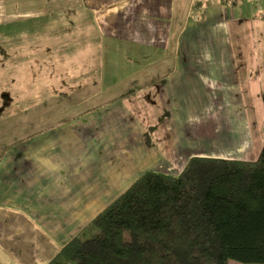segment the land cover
<instances>
[{
  "label": "crops",
  "instance_id": "crops-1",
  "mask_svg": "<svg viewBox=\"0 0 264 264\" xmlns=\"http://www.w3.org/2000/svg\"><path fill=\"white\" fill-rule=\"evenodd\" d=\"M231 6L230 0H0V82L3 97H11L4 107L32 100L42 106L46 91L86 92L78 101L46 100L67 112L51 113L45 124L36 115L34 134H26L19 116L0 148V264H47L139 176L140 164L153 169L148 162L157 160L181 170L185 144L196 140L185 129L184 107L205 104L219 108L218 116L220 107L243 105L247 86L239 87L242 95L228 93L239 84L237 69L248 73L245 61L236 63L234 43L240 38L249 52L251 42L243 12L231 18ZM162 95L167 109L156 115ZM164 115L166 144L179 154L174 163L165 160L169 151L156 152L148 133Z\"/></svg>",
  "mask_w": 264,
  "mask_h": 264
},
{
  "label": "trees",
  "instance_id": "trees-1",
  "mask_svg": "<svg viewBox=\"0 0 264 264\" xmlns=\"http://www.w3.org/2000/svg\"><path fill=\"white\" fill-rule=\"evenodd\" d=\"M242 0H230L233 6ZM264 264V142L255 159L147 169L47 264Z\"/></svg>",
  "mask_w": 264,
  "mask_h": 264
},
{
  "label": "rangeland",
  "instance_id": "rangeland-1",
  "mask_svg": "<svg viewBox=\"0 0 264 264\" xmlns=\"http://www.w3.org/2000/svg\"><path fill=\"white\" fill-rule=\"evenodd\" d=\"M240 11L244 14L243 21L246 22L249 30L251 46L250 51L248 52V50L245 49L246 43L244 41L242 43L240 38H236L237 41L234 43V51L236 54V63L238 64L245 61L248 73L244 70L245 74H242L241 70L237 69L235 75H237V78L239 79V84L235 82L236 85L233 87L234 90L229 87L228 93L234 94L235 96L242 95V92L238 90L239 87L247 86L248 90L245 92L248 96H245L243 105L235 104L233 106L220 107L223 111H220L218 116H216V113L219 111V108L207 106L205 104L201 106L184 107L185 113L183 116L186 119L185 129L189 134L188 137L193 136L196 138L195 141H188V143L185 144L186 151L181 155V159L186 157V162L191 156H193V153H195V155L213 157L255 159L264 142V0H243L236 5V7L231 6L228 9L231 18L233 16L239 18L238 14ZM245 51L248 52V55L242 54V52L246 53ZM100 63L101 61L98 62L99 67ZM95 65L96 63L94 62L93 67ZM229 68L232 73H234V67L229 66ZM250 70L251 75H248ZM226 75L231 77L230 71H228V74ZM1 87L2 84L0 82V148L7 144L9 141V135L15 132V128L19 127V116H24L28 123L29 129L26 134H34L35 130L33 121L36 115L42 119L41 123L45 124L50 120V117L56 115H50L51 113L60 112L59 115H63L65 114L63 113V110L67 112V107L60 105L62 102L67 101L62 100L73 98L74 101H78L86 95V92L79 90L72 92L60 91L57 92V94L55 91H46L44 92V96H42L44 98L42 106L36 105L34 100H32V104L28 102L27 105L18 104L4 107L3 102L8 101L11 97H3L4 93ZM31 94H33V92H27L29 99L31 98L29 97ZM56 95L63 98L61 101L59 100L61 102L59 103L60 106L51 107L49 104L47 105L46 100L49 98L56 99ZM138 97V95L134 96V98ZM28 98L27 100H29ZM167 99L168 95H165V97L162 95L159 99L157 98L155 100L156 115H159L167 109ZM150 101L152 102V100H149V103ZM8 116L9 118L6 120L3 119V117ZM164 119H166L165 115L158 117L156 121L158 125L157 131L155 132L156 128L154 127L150 129L148 133L154 140L156 152H158V150H160L159 152L161 153L169 151V154L165 156V160L170 163L173 162L179 154L172 155L166 144L167 136L165 135L167 134V127L165 124H162ZM163 133H165L164 139L161 136ZM128 159L133 160L134 153L130 154ZM127 164L128 166L133 167V161H130ZM149 166L153 167V170L171 174H177L180 171L177 169L175 170L174 165H166L164 162L159 163L157 160L151 164L149 161L147 168ZM136 169L137 175L147 170L144 169L141 164ZM123 189H126V186H124ZM228 264L242 263L230 260L228 261Z\"/></svg>",
  "mask_w": 264,
  "mask_h": 264
}]
</instances>
